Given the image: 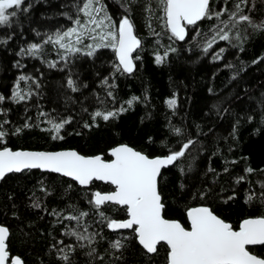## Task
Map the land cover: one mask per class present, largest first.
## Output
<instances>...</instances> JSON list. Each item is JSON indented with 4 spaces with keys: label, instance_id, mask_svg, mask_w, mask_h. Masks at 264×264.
Returning <instances> with one entry per match:
<instances>
[{
    "label": "trees",
    "instance_id": "trees-1",
    "mask_svg": "<svg viewBox=\"0 0 264 264\" xmlns=\"http://www.w3.org/2000/svg\"><path fill=\"white\" fill-rule=\"evenodd\" d=\"M86 2L24 0L11 26H0V131L6 133L0 149H75L109 160L118 145L164 157L191 141L184 157L161 174L165 218L188 228V209L207 206L238 230L243 220L264 217V31L239 16L224 28L229 40L213 31L224 27L237 3L240 16L264 22V0H211L213 14L227 11L188 27L182 42L171 37L156 0H100L101 16L116 25L129 17L140 39L130 74L117 70L111 47H99L91 56L68 55L45 42L75 28L77 20L84 24ZM213 36L216 42L205 52ZM33 44L40 48L35 56L28 51ZM157 55L163 58L159 64ZM18 90L23 100L15 97ZM169 100L176 101L174 107ZM97 111L117 115L105 121L94 118ZM53 122L64 123L63 139L51 138ZM113 190L97 182L82 188L37 170L6 177L0 183V224L9 229L11 257L24 264H168L165 245L149 255L134 231L114 233L107 227L110 220L126 219V209L113 204L97 209L93 196ZM81 213L87 216L79 227L65 219ZM85 227L93 237L90 245L66 234ZM117 239L120 250L112 247ZM250 251L264 258V246Z\"/></svg>",
    "mask_w": 264,
    "mask_h": 264
},
{
    "label": "snow or ice",
    "instance_id": "snow-or-ice-1",
    "mask_svg": "<svg viewBox=\"0 0 264 264\" xmlns=\"http://www.w3.org/2000/svg\"><path fill=\"white\" fill-rule=\"evenodd\" d=\"M99 2L100 0H87L82 9L88 18L87 21L81 24V21L77 20L78 28H72L63 34L57 33L54 38L49 37L45 42H52L68 55H72L81 51L77 45L87 33L91 39L99 41L95 47H111L118 57L117 70L130 74L135 68L133 53L140 47L141 42L134 34V26L129 17H123L117 27L111 17L101 16L104 9L102 6L96 7ZM158 2L163 7L166 28L170 31L171 37L179 41L185 40L188 26L194 27L202 20L212 19L213 15L219 19L223 11H227L224 9L213 14L210 10L211 0H158ZM241 2L246 3L247 0ZM22 5L24 0H0V26H11L12 18L17 16ZM241 11L240 3H237L235 11L229 14V21L222 22L224 27L217 25L219 31L213 29L220 40L230 39L224 28L232 21H236L238 16L239 21L247 22L254 30L264 31V22L255 24L250 16H240ZM215 42L216 36H213L204 51L212 48ZM28 51L35 56L40 48L33 44ZM93 51L94 49L88 51L86 55H93ZM155 59L159 64L163 58L157 55ZM20 79L24 80L25 77L21 76ZM68 84L73 87L71 80ZM15 97L18 100L25 98L19 90ZM131 103L132 101H128L129 105ZM175 104V100L168 101L169 107H174ZM124 110L122 108L120 111ZM116 115L115 112L103 114L97 111L94 118L102 117L107 121ZM2 127L0 124V128ZM63 127L64 123H52L49 131L55 133L51 137L53 140L63 139L60 135ZM85 127L89 126L86 124ZM5 136L6 133L0 131V140ZM191 143V141L184 143L181 150L176 152L169 150L170 154L167 156L152 158L122 145L110 150L109 160L102 156L85 157L76 151L32 152L5 148L0 150V180L9 173L41 169L60 173L84 186L94 181H103L114 186V190L106 193L95 192L94 206L99 209L109 202L125 206L129 218L122 222L110 220L107 227L114 231L132 229L147 254L158 253V246L163 243L168 249V264H264V258H258L248 249L250 245H264V217L245 219L238 230H234L230 223L219 218L207 207H194L187 211L190 229H186L180 222L165 218V203L159 191L161 171L184 157ZM248 171L251 172L252 169ZM252 199V196L248 197L249 201ZM83 216H87V213H81L79 216L69 215L65 219L77 221L79 227ZM86 233L85 227L84 232L73 230L66 234L76 237L77 241H87L90 245L93 237ZM8 237V228L0 226V264H23L19 257L10 258ZM112 247L120 250L123 244L117 239ZM94 253L95 249H92L87 255L91 257ZM62 259L67 261L69 257L64 255Z\"/></svg>",
    "mask_w": 264,
    "mask_h": 264
},
{
    "label": "water",
    "instance_id": "water-1",
    "mask_svg": "<svg viewBox=\"0 0 264 264\" xmlns=\"http://www.w3.org/2000/svg\"><path fill=\"white\" fill-rule=\"evenodd\" d=\"M201 22V21H200ZM199 23V22H198ZM188 27H191V26H188ZM134 34H135V32H134ZM136 35V34H135ZM187 36H188V29H187V35H186V38H187ZM137 37V36H136ZM138 38V37H137ZM185 38V39H186ZM184 41V40H183ZM182 42V41H181ZM139 49V48H138ZM138 49L133 53V60H134V56H135V54H136V52L138 51ZM116 53V52H115ZM116 58H117V62H118V64H119V61H118V57H117V54H116ZM135 64V63H134ZM135 69V68H134ZM118 146H122V145H118ZM118 146H116V147H118ZM126 146H129V145H126ZM129 147H131V146H129ZM6 148H8V149H11L10 147H6ZM115 148V147H114ZM131 148H133V147H131ZM5 148H2V149H0V150H4ZM113 149V148H112ZM134 149V148H133ZM12 151H32V152H60V151H76L77 153H79L77 150H75V149H60V150H54V151H47V150H24V149H19V150H13V149H11ZM134 150H136V149H134ZM137 151V150H136ZM109 153H110V151H109ZM79 154H81V153H79ZM81 155H83V154H81ZM83 156H85V155H83ZM95 156H102L104 159H105V157H104V155H101V154H99V155H93V156H85V157H95ZM110 156V155H109ZM111 158V157H110ZM150 158H152V157H150ZM106 160V159H105ZM176 163V162H175ZM174 163V164H175ZM173 164V165H174ZM173 165H170V166H168V167H166V168H164V169H162V171H161V174H162V172L164 171V170H166V169H168V168H170V167H172ZM40 171V172H42V173H50V174H54V175H58V176H61V177H63V178H66V179H69V180H71V181H73V182H75L78 186H80V187H82V188H89L92 184H90V185H87V186H84V185H80L78 182H76V181H74V180H72L70 177H64L62 174H60V173H53V172H49V171H45V170H41V169H31V170H24L23 172H25V171ZM23 172H20V173H9V174H7L2 180H0V183L6 178V177H8V176H10V175H12V174H21V173H23ZM94 182H97V183H103V184H107V183H105V182H103V181H94ZM93 182V183H94ZM108 185H110V184H108ZM112 186V185H111ZM113 188H114V186H112ZM101 193H103V192H101ZM93 200H94V196H93ZM106 204H113V205H116V204H114V203H106ZM117 206H119V205H117ZM119 207H122V208H125V206H119ZM196 207H207V206H196ZM192 208H194V207H192ZM207 208H209V207H207ZM191 209V208H190ZM210 209V208H209ZM189 210V209H188ZM211 210V209H210ZM212 211V210H211ZM213 212V211H212ZM215 214V213H214ZM186 216H187V213H186ZM219 217V216H218ZM129 217L127 216V218L126 219H124V220H115V221H118V222H122V221H125V220H127ZM220 218V217H219ZM253 218H259V217H253ZM167 219V218H166ZM247 219H249V218H247ZM168 220H171V221H177V220H173V219H168ZM187 221H188V218H187ZM177 222H179V221H177ZM226 222V221H225ZM181 223V222H180ZM242 223V222H241ZM182 224V223H181ZM188 224H189V227L188 228H186L183 224V226L186 228V229H190V223H189V221H188ZM0 226H2V227H6V226H4V225H1L0 224ZM7 228V227H6ZM110 229V228H109ZM9 230V229H8ZM110 231L111 232H114V233H117V232H129V231H133L132 229H120V230H112V229H110ZM9 235H10V232H9ZM8 239H9V237H8ZM137 242H138V239H137ZM7 243H8V241H7ZM138 244H139V242H138ZM163 244V243H162ZM140 245V244H139ZM141 246V245H140ZM166 246V245H165ZM259 246H264V245H250V246H248V249H249V251H250V249L251 248H255V247H259ZM142 247V246H141ZM167 247V246H166ZM144 250V249H143ZM145 252H146V250H144ZM251 252V251H250ZM252 253V252H251ZM9 254H10V252H9ZM252 254H254V253H252ZM149 255H153V254H149ZM255 255V254H254ZM257 256V255H256ZM13 257H19V256H13ZM258 258H261V257H259V256H257ZM10 258H12L11 257V254H10ZM20 258V257H19ZM21 259V258H20ZM22 260V259H21ZM22 262H23V260H22ZM24 264V263H23Z\"/></svg>",
    "mask_w": 264,
    "mask_h": 264
},
{
    "label": "rangeland",
    "instance_id": "rangeland-1",
    "mask_svg": "<svg viewBox=\"0 0 264 264\" xmlns=\"http://www.w3.org/2000/svg\"><path fill=\"white\" fill-rule=\"evenodd\" d=\"M156 2L158 4L159 8L163 10V7L159 4L158 0H156ZM96 7H101V6H100V4H97ZM121 19L119 20V22L121 21ZM161 19L163 22H165L164 16H162ZM119 22H118V25H119ZM113 24H115V22H113ZM118 25H116V26L118 27ZM75 28H78V26H76ZM94 42H95V44H94ZM98 43H99L98 40L94 41L93 39L90 38V36L87 33H85L84 37L82 38V42L80 44H78L77 46L81 49L80 52L92 51L93 49L95 50V49L99 48V47H95L96 44H98ZM89 46H92V47H89Z\"/></svg>",
    "mask_w": 264,
    "mask_h": 264
},
{
    "label": "bare ground",
    "instance_id": "bare-ground-1",
    "mask_svg": "<svg viewBox=\"0 0 264 264\" xmlns=\"http://www.w3.org/2000/svg\"><path fill=\"white\" fill-rule=\"evenodd\" d=\"M140 40V39H139Z\"/></svg>",
    "mask_w": 264,
    "mask_h": 264
}]
</instances>
